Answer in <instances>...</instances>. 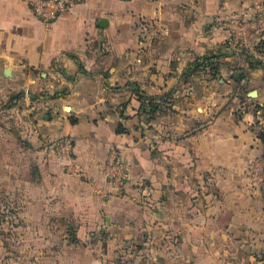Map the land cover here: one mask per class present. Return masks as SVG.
I'll return each instance as SVG.
<instances>
[{
  "label": "crops",
  "instance_id": "obj_1",
  "mask_svg": "<svg viewBox=\"0 0 264 264\" xmlns=\"http://www.w3.org/2000/svg\"><path fill=\"white\" fill-rule=\"evenodd\" d=\"M263 1L0 0V189L85 207V246L114 229L136 264H264V53L234 34Z\"/></svg>",
  "mask_w": 264,
  "mask_h": 264
},
{
  "label": "rangeland",
  "instance_id": "obj_2",
  "mask_svg": "<svg viewBox=\"0 0 264 264\" xmlns=\"http://www.w3.org/2000/svg\"><path fill=\"white\" fill-rule=\"evenodd\" d=\"M261 3L248 8L262 16L256 19L254 35L252 31L244 36L240 30L234 33L244 45L255 42L259 54L264 53V1ZM257 131L264 133V122L262 127L258 124ZM253 169L260 176L264 174V165ZM84 208L64 209L41 199L35 204L33 198L21 197L12 185L9 190L0 189V264H136V248L129 240L121 246L114 243V229L103 232L104 243L85 246Z\"/></svg>",
  "mask_w": 264,
  "mask_h": 264
},
{
  "label": "built area",
  "instance_id": "obj_3",
  "mask_svg": "<svg viewBox=\"0 0 264 264\" xmlns=\"http://www.w3.org/2000/svg\"><path fill=\"white\" fill-rule=\"evenodd\" d=\"M26 3L34 12V14L44 23L52 24L56 19L65 12L69 6V0H19ZM244 26L246 23H244ZM116 165L119 167V172L114 173V184L120 189L123 184L124 166L126 164L122 160H116Z\"/></svg>",
  "mask_w": 264,
  "mask_h": 264
},
{
  "label": "trees",
  "instance_id": "obj_4",
  "mask_svg": "<svg viewBox=\"0 0 264 264\" xmlns=\"http://www.w3.org/2000/svg\"><path fill=\"white\" fill-rule=\"evenodd\" d=\"M216 56L217 55L214 56L212 54H208L201 57V59L197 61L196 69L197 70L209 69L210 70L209 72L211 73L216 72L215 69L216 65L219 64V61L215 59ZM254 63L262 64L263 62L262 60L258 59L254 62H251V66H254ZM138 98L141 101V106L139 111L150 114L161 110L165 102L164 97L149 95L146 92L142 91L141 89H138ZM118 130L124 132L126 131V127L121 123L118 126Z\"/></svg>",
  "mask_w": 264,
  "mask_h": 264
},
{
  "label": "water",
  "instance_id": "obj_5",
  "mask_svg": "<svg viewBox=\"0 0 264 264\" xmlns=\"http://www.w3.org/2000/svg\"><path fill=\"white\" fill-rule=\"evenodd\" d=\"M99 25L101 26H107L108 25V20L105 18H102V20L100 21Z\"/></svg>",
  "mask_w": 264,
  "mask_h": 264
}]
</instances>
